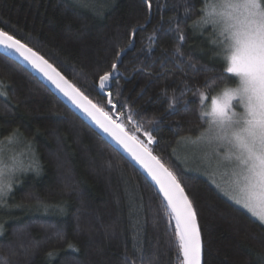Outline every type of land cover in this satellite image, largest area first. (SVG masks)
Masks as SVG:
<instances>
[{
    "label": "trees",
    "instance_id": "trees-1",
    "mask_svg": "<svg viewBox=\"0 0 264 264\" xmlns=\"http://www.w3.org/2000/svg\"><path fill=\"white\" fill-rule=\"evenodd\" d=\"M202 7V0H0V28L48 59L129 133L147 143L143 133L152 132L153 154L193 201L202 264H264V226L174 154L180 140L203 129L194 93L207 91L206 80L222 71L207 47L210 31L194 27ZM178 45L183 55L173 54ZM121 49L128 50L118 62ZM114 62L118 75L101 92L99 75ZM0 82L7 92L0 96V138L18 129L40 165L39 174L30 171L15 186L10 207L0 209V258L8 264H182L175 221L143 175L1 54Z\"/></svg>",
    "mask_w": 264,
    "mask_h": 264
},
{
    "label": "snow or ice",
    "instance_id": "snow-or-ice-1",
    "mask_svg": "<svg viewBox=\"0 0 264 264\" xmlns=\"http://www.w3.org/2000/svg\"><path fill=\"white\" fill-rule=\"evenodd\" d=\"M202 2L203 7L194 27L201 32L210 29V42L222 62V71L210 81L206 80L204 88L207 91L197 89L194 93L199 96V118L208 125L210 135L206 142L215 146L214 153L221 157L218 164L224 166L231 176L229 198L264 224V0ZM151 7L149 2V10ZM135 31L134 29L133 37ZM177 31H180L179 25ZM179 40H185L182 32ZM132 46L134 44L130 41L129 48ZM0 47L14 53L41 74L146 170L163 194L169 210L167 215L175 221L174 231L179 253L183 256L182 264H201V233L193 201L177 175L153 154V149L149 146L155 143L152 132L145 130L143 133L147 137V143L129 133L124 124L113 119L110 111L93 103L48 59L3 28H0ZM127 50L121 49L117 53L118 62ZM173 54L183 55L179 45ZM117 68L118 64L114 62L110 71L99 75L98 87L101 92L110 87L111 80L118 75ZM5 87L0 82V89ZM0 96H7V92L0 91ZM175 103L174 97L169 107H173ZM108 104H112L111 99ZM128 120H132L131 115ZM140 129L141 126L137 124L136 130ZM18 135L17 129L13 137L8 138V142L12 143ZM9 152L10 149L0 144V205H6L4 198L11 192L18 174L40 172V165L34 154L10 155ZM68 248L73 252L78 251L72 244ZM48 255L52 257L54 253L50 252ZM0 262L8 264L4 258H0Z\"/></svg>",
    "mask_w": 264,
    "mask_h": 264
},
{
    "label": "rangeland",
    "instance_id": "rangeland-1",
    "mask_svg": "<svg viewBox=\"0 0 264 264\" xmlns=\"http://www.w3.org/2000/svg\"><path fill=\"white\" fill-rule=\"evenodd\" d=\"M85 1L86 3H97L98 1L101 0H85ZM207 42H208L207 47L210 48L212 51L214 50L216 52L214 46L210 42V38H208ZM216 61H219L222 64L221 60L218 57L216 58ZM203 124H204L203 129L199 131V133L196 136L186 137L178 142L174 153L176 158L184 166L185 169L207 179L208 182L225 199H227L233 205H235L236 207L240 208L241 210L245 211L248 215H250L245 209H243L240 205L236 204L232 199L229 198V196L231 195L230 192L231 176L229 175L228 170H226L224 166H220L218 164V161L221 159V157L217 156L214 153L215 146L209 145L206 142V139L210 135V133L207 131L208 125L206 123ZM0 144H3V146L10 149L9 152L10 155L11 154H17V155L22 154L23 156L31 155L30 151L27 149V142L22 140L20 136L15 137L12 143L8 142V138H4V139L0 138ZM28 172L17 175L13 183L11 192L4 198L6 201V205H0V209L6 210L10 207L8 202H9V197L13 192V189L21 180V178L27 175ZM252 218L258 221L256 218L254 217ZM262 225L264 226V224Z\"/></svg>",
    "mask_w": 264,
    "mask_h": 264
},
{
    "label": "water",
    "instance_id": "water-1",
    "mask_svg": "<svg viewBox=\"0 0 264 264\" xmlns=\"http://www.w3.org/2000/svg\"><path fill=\"white\" fill-rule=\"evenodd\" d=\"M0 54L11 59L27 72L35 76L44 86H46L62 103H64L74 114H76L81 120H83L92 130H94L100 137H102L116 152H118L124 159H126L132 166H134L143 177L154 187L160 197L163 199V194L159 192L158 185L151 179L147 174L146 170L128 153L122 146L116 143L108 134L104 133L99 129L94 122H92L84 113L72 105L67 98H65L53 85L50 84L41 74L37 73L31 66L27 65L21 58L16 56L14 53L7 52L3 47H0ZM164 201V199H163ZM166 204V201H164ZM198 223V221H197ZM202 264V254H201Z\"/></svg>",
    "mask_w": 264,
    "mask_h": 264
}]
</instances>
